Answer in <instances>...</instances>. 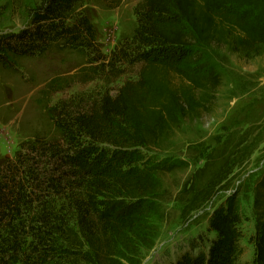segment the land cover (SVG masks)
Segmentation results:
<instances>
[{
	"label": "trees",
	"instance_id": "1",
	"mask_svg": "<svg viewBox=\"0 0 264 264\" xmlns=\"http://www.w3.org/2000/svg\"><path fill=\"white\" fill-rule=\"evenodd\" d=\"M85 1L37 0L26 29L0 36V69L67 52L120 82L114 93L56 103L53 134L24 142L1 164L0 264H140L156 241L164 178L182 168L178 145L167 142L212 112L233 57L264 56V0H142L131 37L110 57L101 54ZM246 4L258 29L223 23L229 9ZM137 66L136 79L125 77ZM233 78L242 90L245 79ZM256 207L253 264H264V196ZM241 222L230 196L208 220L207 250L192 240L176 264H238Z\"/></svg>",
	"mask_w": 264,
	"mask_h": 264
},
{
	"label": "rangeland",
	"instance_id": "2",
	"mask_svg": "<svg viewBox=\"0 0 264 264\" xmlns=\"http://www.w3.org/2000/svg\"><path fill=\"white\" fill-rule=\"evenodd\" d=\"M35 2L0 0V36L26 29ZM141 2L122 0L116 6L107 0L85 1L83 10L97 29L102 55L110 57L123 36L131 37ZM248 6L229 9L222 15L223 23L230 27L237 24L234 27L238 30L251 24L258 29L256 14ZM232 61V66L223 64L231 68L227 70L231 77L224 82L212 112L203 113L201 120L190 122L187 132L167 142L170 144L166 148L178 145L182 168L164 178L156 241L154 248L139 259L140 264H176L190 253L192 240L207 250L213 238L207 233L208 220L230 196L236 198L242 217V256L238 264H253L252 239L259 226L256 200L264 196V56L254 62L238 57ZM137 67L128 69L125 77L136 79ZM233 73L245 79L246 83H240L242 90L234 89ZM119 84L118 79L107 82L97 76L74 53H63L50 62L8 63L0 69V166L12 160L24 142L42 133L53 134L50 108L56 103L74 95L87 97L90 92L93 97L105 91L114 93ZM178 84L180 80L175 81Z\"/></svg>",
	"mask_w": 264,
	"mask_h": 264
}]
</instances>
